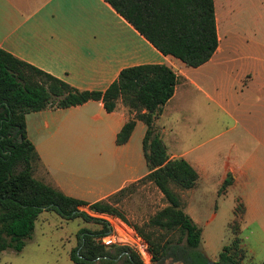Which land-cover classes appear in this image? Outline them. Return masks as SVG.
I'll return each mask as SVG.
<instances>
[{
    "label": "trees",
    "instance_id": "obj_1",
    "mask_svg": "<svg viewBox=\"0 0 264 264\" xmlns=\"http://www.w3.org/2000/svg\"><path fill=\"white\" fill-rule=\"evenodd\" d=\"M103 1L157 51L186 66L197 67L206 62L217 47L212 0ZM174 85L175 75L167 66L139 64L122 68L102 91L78 90L0 49V251L9 248L19 252L31 237L38 214L49 210L62 218L79 217L101 225L97 230H78V243L69 251L73 263L143 264L128 245L101 244L97 238L107 230L104 221L78 208L84 206L93 213L108 214L124 222L118 201L136 183L148 182L161 193L165 205L141 225L124 223L146 243L152 262L168 252H178L191 264H205L207 257L197 248L201 229L183 211L179 197V191L195 185L197 173L181 157L168 159L155 124ZM87 100L100 101L106 112L120 103L132 113L115 134L117 145L127 141L135 120L144 124L141 151L148 170L137 181L91 203L65 195L34 175L41 164L26 136L24 121L26 113L66 108ZM230 179L224 178L222 185H228ZM232 213L233 219L227 223L232 239L221 247L219 264H240L243 256L244 250L238 247L242 204L236 203Z\"/></svg>",
    "mask_w": 264,
    "mask_h": 264
},
{
    "label": "crops",
    "instance_id": "obj_2",
    "mask_svg": "<svg viewBox=\"0 0 264 264\" xmlns=\"http://www.w3.org/2000/svg\"><path fill=\"white\" fill-rule=\"evenodd\" d=\"M0 49L78 90L102 91L124 67L162 64L170 68L175 75L173 93L163 104L155 124L168 159L181 157L196 171L195 185L202 175H209L213 166L210 169L206 164V156H186L219 133L203 134L199 128L205 118L201 119L202 112L215 120L216 109L228 110L232 105L236 107L235 102L240 99L247 101L248 90L256 84L255 70L236 69L231 65L234 56L226 59L216 53L217 47L197 67L161 54L103 0H0ZM226 63L229 66L221 67ZM261 72L264 70H258V75ZM231 87L238 92L233 93ZM131 116L120 103L106 112L98 100L26 113V136L41 164L34 175L86 203L104 199L137 181L148 172L141 151L144 124L135 120L127 141L119 145L114 142L115 134ZM189 122L197 124L196 132L195 124L188 126ZM91 145L100 152L101 164L95 168L60 160V154L68 156L88 150ZM250 170L246 164H225L218 181L227 177L231 178L230 183L246 180ZM80 207L88 215L102 218L107 227L104 234L109 231V221L119 220Z\"/></svg>",
    "mask_w": 264,
    "mask_h": 264
},
{
    "label": "rangeland",
    "instance_id": "obj_3",
    "mask_svg": "<svg viewBox=\"0 0 264 264\" xmlns=\"http://www.w3.org/2000/svg\"><path fill=\"white\" fill-rule=\"evenodd\" d=\"M213 7L218 35L216 53L226 59L234 56L231 65L236 69L255 70L256 84L248 90L247 101L240 99L235 102L236 107L232 105L228 110L216 109L215 120L202 112L201 119L205 118L200 121L199 128L203 134L219 133L186 157L206 156V164L213 169L209 175H202L190 193L183 195L184 191H179V197L183 211L201 229L197 248L210 261L217 260L221 247L231 242L227 223L233 219L234 205L241 203L244 213L238 222V247L244 251L239 263L264 264V84H260L264 83L260 80L264 72L257 73L264 70V0H213ZM226 65L229 66L226 63L221 67ZM231 88L233 93L238 92L235 87ZM194 124L189 122L188 126ZM194 128L196 132L197 124ZM60 160L86 168L101 164L99 149L92 145L88 150L68 156L60 154ZM225 164L250 165L252 173L246 180H232L223 186L218 179ZM164 205L161 193L148 182L136 183L118 201L124 222L130 225H141ZM81 228L97 230L100 224L84 222L77 217L66 219L53 211L42 210L22 249L19 252L9 248L0 251V264H75L69 259V251L77 245ZM140 257L143 264L153 263L148 256Z\"/></svg>",
    "mask_w": 264,
    "mask_h": 264
},
{
    "label": "built area",
    "instance_id": "obj_4",
    "mask_svg": "<svg viewBox=\"0 0 264 264\" xmlns=\"http://www.w3.org/2000/svg\"><path fill=\"white\" fill-rule=\"evenodd\" d=\"M107 234H103L97 238V240L103 245L120 244L128 245L140 256H148L150 260V253L147 249L146 243L137 235L131 227L126 225L121 220L115 222L109 221V229ZM119 232V234H118ZM135 244L134 245L132 244ZM141 258V257H140ZM142 260V259H141ZM151 261V260H150Z\"/></svg>",
    "mask_w": 264,
    "mask_h": 264
},
{
    "label": "flooded vegetation",
    "instance_id": "obj_5",
    "mask_svg": "<svg viewBox=\"0 0 264 264\" xmlns=\"http://www.w3.org/2000/svg\"><path fill=\"white\" fill-rule=\"evenodd\" d=\"M207 261V260H206ZM175 262H181L182 264H191L189 260H185L181 253L174 252V253H167L164 255H161L156 261H154L152 264H175ZM215 264H219L217 260L212 261ZM206 264V262H205Z\"/></svg>",
    "mask_w": 264,
    "mask_h": 264
},
{
    "label": "water",
    "instance_id": "obj_6",
    "mask_svg": "<svg viewBox=\"0 0 264 264\" xmlns=\"http://www.w3.org/2000/svg\"><path fill=\"white\" fill-rule=\"evenodd\" d=\"M18 141H20V137H18ZM177 264H182V263L178 262ZM206 264H215V263L207 259Z\"/></svg>",
    "mask_w": 264,
    "mask_h": 264
}]
</instances>
